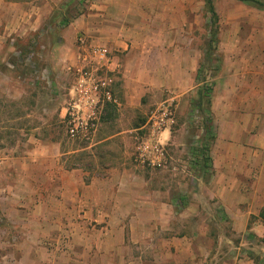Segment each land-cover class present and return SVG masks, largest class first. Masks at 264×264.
<instances>
[{"label":"crops","instance_id":"crops-1","mask_svg":"<svg viewBox=\"0 0 264 264\" xmlns=\"http://www.w3.org/2000/svg\"><path fill=\"white\" fill-rule=\"evenodd\" d=\"M214 5L211 45L204 0H0V227L33 244L62 231L67 264H264V8ZM78 36L109 48L119 101L90 142L65 133ZM203 57L215 71L195 108ZM168 99L163 140L186 171L132 158Z\"/></svg>","mask_w":264,"mask_h":264},{"label":"built area","instance_id":"built-area-1","mask_svg":"<svg viewBox=\"0 0 264 264\" xmlns=\"http://www.w3.org/2000/svg\"><path fill=\"white\" fill-rule=\"evenodd\" d=\"M78 64L74 67L71 96L66 105L65 133L71 140L90 142L100 123L104 108L118 104L113 91L114 75L109 68L110 50L105 45H87L83 36L77 37ZM28 60V57H27ZM176 123L173 99L151 108L143 124L134 130L133 161L151 170L186 171L185 163L174 160L163 140V133Z\"/></svg>","mask_w":264,"mask_h":264},{"label":"rangeland","instance_id":"rangeland-1","mask_svg":"<svg viewBox=\"0 0 264 264\" xmlns=\"http://www.w3.org/2000/svg\"><path fill=\"white\" fill-rule=\"evenodd\" d=\"M200 26L201 31L209 30L213 27L208 21V14L200 7ZM207 35V34H206ZM206 38L201 37V44ZM204 64V77L200 79L202 85L209 87L211 82V75L215 71L214 63H208L207 59L203 57L202 65ZM167 93H169L167 91ZM170 92L169 94H171ZM196 98V94L194 96ZM158 103V102H157ZM156 103V104H157ZM155 104L149 106L148 111L153 108ZM145 120L144 117L139 121L141 124ZM192 131V128L190 129ZM15 223L11 222L9 225H2L0 227V264H67L69 259L73 256V247L69 242V236L62 231L52 232L50 235L39 236L42 242L33 244L31 230L16 229Z\"/></svg>","mask_w":264,"mask_h":264},{"label":"trees","instance_id":"trees-1","mask_svg":"<svg viewBox=\"0 0 264 264\" xmlns=\"http://www.w3.org/2000/svg\"><path fill=\"white\" fill-rule=\"evenodd\" d=\"M248 5H253L259 8H264V0H240ZM204 5L206 11L210 14L211 17V23L215 26L212 28V36H211V45L212 42H217L216 40V32H217V26L216 23L218 21V15L215 10L214 0H204ZM210 45V46H211ZM213 50V49H212ZM197 103H194V107L201 108L202 103L208 104L210 101L211 96V89L207 88L205 86L199 87L197 90ZM261 216L264 218V211H262Z\"/></svg>","mask_w":264,"mask_h":264}]
</instances>
